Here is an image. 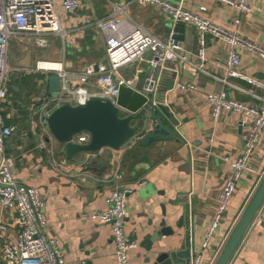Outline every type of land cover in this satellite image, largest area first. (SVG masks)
<instances>
[{"label": "crops", "instance_id": "obj_1", "mask_svg": "<svg viewBox=\"0 0 264 264\" xmlns=\"http://www.w3.org/2000/svg\"><path fill=\"white\" fill-rule=\"evenodd\" d=\"M130 0H81L74 12H66L58 0V14L64 30L62 35L43 37L45 46L37 43L33 34L15 36L10 41L8 65L10 68L8 97L1 105L0 115L6 127L14 129L6 141L8 156L15 161V172L20 184L40 189L45 202L46 234L61 244L68 264H116L115 243L111 227L91 221L87 217L107 208L106 199L115 188L113 174L123 175L121 184L134 186L127 198L128 217L125 230L129 237L145 229L144 234L133 239L137 248L130 252L131 264H143L150 255L141 243L159 229L163 220L162 206L174 234L153 246L169 250H182L188 245L191 260L200 256V264H216L232 232L264 179V134L251 163L256 172H244L236 191L228 203L225 214L208 244L203 248L212 225L219 195L231 175L230 162L243 153L249 134V124L234 113L224 112L218 122L211 116V106L205 96L224 90L229 99L257 106V97H264V90L240 79H230L236 86L250 92L246 94L229 86H222L214 77H225L228 61L227 46L212 36L206 37L207 65L210 74L194 72L187 66L181 68L178 60L168 62L161 76L154 102L166 108L179 124V131L191 148L177 133L176 140L162 144L152 141L143 146L135 142L120 152H105L98 167L103 172L85 171L80 164L66 162L60 154V144L44 126L33 122L42 117L40 107L49 93V78L54 72L36 70L38 63L63 64L67 72L80 71L88 65L107 62L105 40L95 26L97 20L106 18L112 11L111 3L123 5ZM182 2L185 9L197 11L202 5L208 8L206 16L211 21L264 46V0H249L251 11L222 4L216 0H169ZM127 14L161 39L165 38L164 26L169 19L152 6L131 4ZM239 19L240 24L234 25ZM192 25L186 24L183 50L180 54L197 61V34ZM240 71L247 77L264 82V59L255 53H241ZM149 52L146 59H150ZM146 63H137L121 71L125 77L139 76L136 90L145 87ZM141 71V72H137ZM193 83L197 91L182 90L176 82ZM72 85L78 86L77 82ZM75 87V88H76ZM73 88V87H72ZM90 94L100 91L92 82L85 85ZM51 106V105H50ZM49 106V107H50ZM53 106V105H52ZM51 106V107H52ZM212 137V141L210 138ZM45 142L46 149L37 150ZM143 181L145 184L138 185ZM4 221L11 223L12 213H2ZM185 219L183 227L177 225ZM189 218V219H187ZM152 226H148V223ZM20 229L16 226L0 231V264H4L3 246L15 242ZM228 264H264V202L253 222L241 239Z\"/></svg>", "mask_w": 264, "mask_h": 264}, {"label": "built area", "instance_id": "obj_2", "mask_svg": "<svg viewBox=\"0 0 264 264\" xmlns=\"http://www.w3.org/2000/svg\"><path fill=\"white\" fill-rule=\"evenodd\" d=\"M216 1L236 7L245 13L251 11L249 0ZM57 3L58 0H0V109L8 97L7 82L10 72L8 58L11 39L15 36L33 34L39 37L37 43L45 46L46 40L43 37L52 34L64 36L65 32L60 23ZM80 4L81 0H61V8L68 13L78 10ZM131 4L152 6L175 22L195 26L198 31L197 61L192 62L184 54H180L183 50L182 45L174 39H161L145 26L134 21L127 14V9ZM111 7L110 15L95 23L105 40L106 63L97 66L88 65L74 72H67L63 64H37L36 70L54 72L61 81L57 97L44 98L40 107L42 117L48 116L61 102L69 101L73 106L85 104L92 95L106 96L116 103L121 87L136 88L139 76L125 77L121 71L137 63H146L148 66L143 92L152 95L159 90L161 76L167 69L168 62L178 60L194 72L210 75L206 71V37L208 35L225 44L228 49L225 77H214L218 83L224 87L229 86L251 94L230 81V79H240L264 90L263 81L247 77L240 71L241 53H255L264 59V46L239 34L236 30H228L214 24L206 16L208 11L206 6L202 5L197 11H191L185 9L182 2L175 4L169 0H130L129 3L124 2L122 6L111 3ZM233 23L238 26L240 20L236 19ZM149 52L152 57L146 59ZM73 81L78 83L76 88L71 87ZM91 82L99 89V94H90L85 88V85ZM176 85L182 90H198V86L191 82L177 81ZM205 98L211 106V116L214 122H218L224 112L237 114L244 119V124H249V134L241 156L230 162L231 175L219 195L213 222L203 248L207 246L209 238L222 221L242 174L256 172L251 160L264 134V97H257L259 100L257 106L229 99L224 90L209 93ZM153 106L159 107L154 101ZM42 125L44 126L43 132L48 133L45 121ZM178 128L179 124L176 126V131L191 148V144ZM13 132V128L5 126L4 119L0 115V231H6L11 226L20 229L17 240L3 246L4 264H68L59 241L46 234L45 202L40 189L22 185L17 180L15 161L7 155L5 149L6 141ZM77 140L87 142L88 135L83 133L77 137ZM36 148L37 150L46 149L47 145L42 142ZM122 178L123 175L120 172L113 174L116 184L106 199L107 208L90 214L87 219L111 227L116 248V264H131L130 252L137 248L138 243L129 239L125 225L128 217L127 198L134 192V186L121 184ZM137 184L143 185L145 182L140 181ZM4 211L12 213L11 223L3 220ZM200 263V256L191 260V264Z\"/></svg>", "mask_w": 264, "mask_h": 264}, {"label": "water", "instance_id": "obj_3", "mask_svg": "<svg viewBox=\"0 0 264 264\" xmlns=\"http://www.w3.org/2000/svg\"><path fill=\"white\" fill-rule=\"evenodd\" d=\"M186 24L169 20L165 23V38H172L177 43L184 42ZM196 30L195 26L192 27ZM184 71H187L183 68ZM49 93L57 97L60 78L52 75L49 78ZM153 95L134 88L121 87L116 103L109 97L92 95L85 104L73 106L69 101L59 103L48 116L40 118L45 121L48 134L60 144V154L66 162L80 164L85 171L103 172L104 166L98 163L105 152H120L135 142L143 146L152 141L162 144L176 140L177 131L174 116L163 106H153ZM42 128L39 127V130ZM88 135L87 142H80L77 137ZM264 202V179L246 208L242 218L232 232L216 264H228L241 239L253 222ZM163 220L159 229L141 243L150 253L143 264H191L192 251L189 245L182 250H169L166 247L153 246L162 243L163 238L174 234L173 228L166 219V210L162 206ZM189 219V218H187ZM185 219L181 218L177 227H183ZM148 226H152L149 222ZM140 229L130 240L144 234Z\"/></svg>", "mask_w": 264, "mask_h": 264}, {"label": "rangeland", "instance_id": "obj_4", "mask_svg": "<svg viewBox=\"0 0 264 264\" xmlns=\"http://www.w3.org/2000/svg\"><path fill=\"white\" fill-rule=\"evenodd\" d=\"M144 71H145V74H147V69H146V68H145ZM72 87L75 88L76 86H75V85H72ZM33 122L36 123V125H38V127H40V126H39L40 121H39V118H38L37 116H35V117L33 118ZM40 128H42V127H40ZM38 130H39V128H38ZM40 131H41V129H40Z\"/></svg>", "mask_w": 264, "mask_h": 264}]
</instances>
